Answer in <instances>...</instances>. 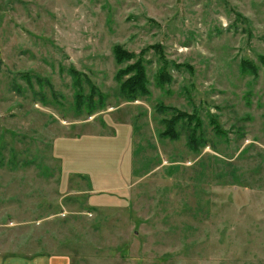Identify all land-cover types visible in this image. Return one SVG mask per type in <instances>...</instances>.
Masks as SVG:
<instances>
[{"label":"rangeland","instance_id":"374dc122","mask_svg":"<svg viewBox=\"0 0 264 264\" xmlns=\"http://www.w3.org/2000/svg\"><path fill=\"white\" fill-rule=\"evenodd\" d=\"M137 61L149 94L127 101ZM111 122L131 130L132 178L93 208L85 191L129 172L123 140L82 143L67 191L53 143ZM4 235L77 264H264V0H0Z\"/></svg>","mask_w":264,"mask_h":264},{"label":"crops","instance_id":"0c3cea01","mask_svg":"<svg viewBox=\"0 0 264 264\" xmlns=\"http://www.w3.org/2000/svg\"><path fill=\"white\" fill-rule=\"evenodd\" d=\"M110 128L115 131L113 135L88 132L82 136V132H78L74 136L61 135L53 143V155L60 160L62 182L66 186L65 191H67L71 181L76 182L73 184L74 186H77L78 182L82 183V143L90 144V140H96L100 143L94 151L95 154L99 151L102 152L101 142L123 140V151L128 155L129 172L119 174L124 178L119 180L116 186L108 189L94 188L86 190L87 204L93 208L120 205L121 198L125 196L126 191L129 192L127 184L132 178V158L129 150L131 130L125 124L118 123L114 125L112 122ZM84 139L87 141L82 142ZM71 191L82 194V188H72ZM0 264H77V260L73 254L67 251L54 252L53 249L36 251L24 246L22 241L18 245L8 244L4 235L0 236Z\"/></svg>","mask_w":264,"mask_h":264},{"label":"trees","instance_id":"16d2710c","mask_svg":"<svg viewBox=\"0 0 264 264\" xmlns=\"http://www.w3.org/2000/svg\"><path fill=\"white\" fill-rule=\"evenodd\" d=\"M114 51H115V57H116L118 64H124L125 62L132 59V57L130 58V55L126 51H124L122 48L118 46L115 48ZM147 76L148 74H147L145 65L143 62L141 63L140 61H137L136 64L123 70L122 74H120L117 78V80L120 83L121 97L127 101H136L140 97H143L149 94ZM157 80H158V84L163 85L166 82H170L171 77L167 73V71L164 69L160 73V75L157 76ZM167 111L174 112L175 110L166 109V112ZM183 118L186 120L192 119V117H188L187 115H184L183 113L178 112L176 116H173V118L168 121H177ZM166 127L167 129H169L170 127L169 124H166Z\"/></svg>","mask_w":264,"mask_h":264}]
</instances>
